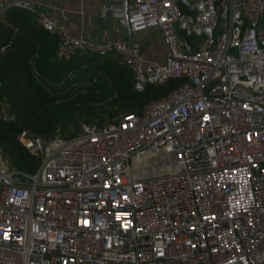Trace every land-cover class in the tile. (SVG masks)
<instances>
[{"label":"built area","instance_id":"built-area-1","mask_svg":"<svg viewBox=\"0 0 264 264\" xmlns=\"http://www.w3.org/2000/svg\"><path fill=\"white\" fill-rule=\"evenodd\" d=\"M10 6L56 35L59 58L118 54L138 90L184 80L71 135L22 132L32 172L0 149V264H264V0H124L132 32L160 27L162 61L125 36L72 34L63 6L0 0V15ZM148 151L173 165L139 175Z\"/></svg>","mask_w":264,"mask_h":264},{"label":"trees","instance_id":"trees-1","mask_svg":"<svg viewBox=\"0 0 264 264\" xmlns=\"http://www.w3.org/2000/svg\"><path fill=\"white\" fill-rule=\"evenodd\" d=\"M56 47V35L32 11L10 6L0 15V97L10 114L0 117V149L25 172L35 170L40 157L22 142V132L49 136L59 130L71 135L84 122L102 124L140 111L151 98L184 80L170 78L134 89L133 73L118 54L77 50L59 58ZM69 127L71 132L66 131Z\"/></svg>","mask_w":264,"mask_h":264},{"label":"crops","instance_id":"crops-1","mask_svg":"<svg viewBox=\"0 0 264 264\" xmlns=\"http://www.w3.org/2000/svg\"><path fill=\"white\" fill-rule=\"evenodd\" d=\"M47 5L46 10L53 14L55 17H59L56 7L63 6L68 10L69 18L66 21L72 34H87L94 40L101 41L106 38L125 36L128 38L127 29L120 25L118 17L113 15V3H117V0H110V6H105V0H43ZM120 4L123 0H119ZM120 10H122L119 6ZM152 28L132 32L135 41L142 43L140 46L141 51L149 58L162 61L165 56L166 47L161 50L160 54H157L152 49L154 43V33L150 36L149 33ZM161 35V32L158 31ZM163 37V36H162ZM164 38V37H163ZM129 39V38H128Z\"/></svg>","mask_w":264,"mask_h":264},{"label":"rangeland","instance_id":"rangeland-1","mask_svg":"<svg viewBox=\"0 0 264 264\" xmlns=\"http://www.w3.org/2000/svg\"><path fill=\"white\" fill-rule=\"evenodd\" d=\"M264 24V22H263ZM182 32L178 31V38L183 39ZM154 43L152 44V49L160 54L161 50H163L167 42L166 40L160 36V33L156 31L153 35ZM67 132H71L72 128L69 127L66 129ZM23 137L21 136V140ZM150 155L144 160L142 165H137L136 170L139 175L148 176V175H157L164 173L169 170V167L173 165V157L170 153H166L164 151L160 152H151L148 151Z\"/></svg>","mask_w":264,"mask_h":264},{"label":"water","instance_id":"water-1","mask_svg":"<svg viewBox=\"0 0 264 264\" xmlns=\"http://www.w3.org/2000/svg\"><path fill=\"white\" fill-rule=\"evenodd\" d=\"M110 2H111L110 0H105V6L106 7L110 6L111 5ZM119 2L120 1L117 0V3H113V5L123 6V7H121L122 10H120L119 6H113V10H114L113 15L118 17L120 25L127 29V35H128V38H129V41L131 42V44H133L134 46L140 47L142 43L134 40L133 35H132V31L130 28V24L127 21V16H126L125 6H124V0L121 4ZM156 31H161L159 26L153 27L148 36H150L152 33L156 32Z\"/></svg>","mask_w":264,"mask_h":264},{"label":"bare ground","instance_id":"bare-ground-1","mask_svg":"<svg viewBox=\"0 0 264 264\" xmlns=\"http://www.w3.org/2000/svg\"><path fill=\"white\" fill-rule=\"evenodd\" d=\"M148 155H150V153L145 152L142 156L135 158V164L136 165H142V163L144 162V160L148 157ZM171 167V166H170ZM169 167V169H170Z\"/></svg>","mask_w":264,"mask_h":264},{"label":"snow or ice","instance_id":"snow-or-ice-1","mask_svg":"<svg viewBox=\"0 0 264 264\" xmlns=\"http://www.w3.org/2000/svg\"><path fill=\"white\" fill-rule=\"evenodd\" d=\"M207 119V118H206ZM119 218V217H118ZM6 238H7V236H6Z\"/></svg>","mask_w":264,"mask_h":264}]
</instances>
